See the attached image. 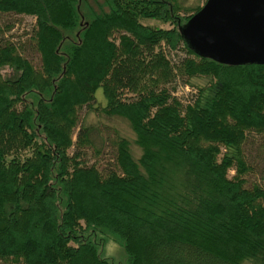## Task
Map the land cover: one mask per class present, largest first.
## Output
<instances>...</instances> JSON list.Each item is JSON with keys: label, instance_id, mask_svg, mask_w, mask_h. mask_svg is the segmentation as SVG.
<instances>
[{"label": "trees", "instance_id": "16d2710c", "mask_svg": "<svg viewBox=\"0 0 264 264\" xmlns=\"http://www.w3.org/2000/svg\"><path fill=\"white\" fill-rule=\"evenodd\" d=\"M201 7L0 0L35 19L40 61L0 38L1 263L110 264L91 237L111 235L128 264H264V65L196 55L179 27ZM98 90L134 136L106 172L86 160L99 124L79 117Z\"/></svg>", "mask_w": 264, "mask_h": 264}, {"label": "water", "instance_id": "95a60500", "mask_svg": "<svg viewBox=\"0 0 264 264\" xmlns=\"http://www.w3.org/2000/svg\"><path fill=\"white\" fill-rule=\"evenodd\" d=\"M179 32L199 57L227 66L264 65V0H206Z\"/></svg>", "mask_w": 264, "mask_h": 264}, {"label": "rangeland", "instance_id": "374dc122", "mask_svg": "<svg viewBox=\"0 0 264 264\" xmlns=\"http://www.w3.org/2000/svg\"><path fill=\"white\" fill-rule=\"evenodd\" d=\"M183 6H203L205 0H180ZM144 25L160 28H170L168 24H162L155 20H142ZM35 25V19L33 17L25 15L15 14H0V38L3 37L17 45L23 47L20 50L23 57L29 59L33 65L39 66V56L28 45L27 39L30 37L31 30ZM181 55V54H180ZM2 75L7 77H16V73L10 69H5ZM197 84H204V80H196ZM177 88L174 95L181 99L183 102L189 99L192 93L190 86H184L181 82L176 83ZM101 91L98 90L96 93L97 102L92 108L83 107L79 110L80 120L84 123H98L102 132V137L105 141H98L94 146V150L87 152L86 160L89 164H96L99 169L106 172L107 169L116 170L115 166V137H122L128 139L133 144L134 136L129 129L128 125L118 119L109 118L100 114L99 110L104 105V99L101 96ZM133 154L138 157L139 150L132 146ZM98 154H97V153ZM233 173L231 172L230 175ZM92 241L95 242L98 248V254L100 258L106 260L110 264H128L127 256L122 246L114 240L111 235H96L91 237ZM0 264H3L0 262Z\"/></svg>", "mask_w": 264, "mask_h": 264}]
</instances>
